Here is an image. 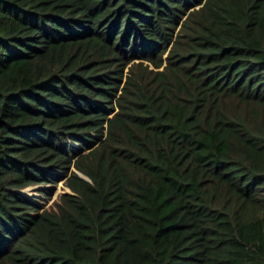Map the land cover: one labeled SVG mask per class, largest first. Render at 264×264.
<instances>
[{
    "label": "trees",
    "instance_id": "obj_1",
    "mask_svg": "<svg viewBox=\"0 0 264 264\" xmlns=\"http://www.w3.org/2000/svg\"><path fill=\"white\" fill-rule=\"evenodd\" d=\"M0 264H264V0H0Z\"/></svg>",
    "mask_w": 264,
    "mask_h": 264
},
{
    "label": "rangeland",
    "instance_id": "obj_2",
    "mask_svg": "<svg viewBox=\"0 0 264 264\" xmlns=\"http://www.w3.org/2000/svg\"><path fill=\"white\" fill-rule=\"evenodd\" d=\"M127 55H129V53H127ZM127 55L123 58V60L118 61V62L121 63V65H123L124 62H126V67L129 69V72L133 76H135V74L137 73V70H139V68H141L142 65L139 66V64H135V63L140 61L139 59H133V60L129 61V58ZM127 61H129V62L127 63ZM146 64H147L146 61H144L143 65H146ZM124 71L126 72L127 69L125 68ZM73 169L74 168L71 167L70 171H72ZM69 173H71V172H69ZM50 188H51V191H50L51 194L48 197L45 196V198L42 199L44 202L43 206H45V208H51L54 204L59 202V200H60L59 196L62 194V192H64L65 190L68 191V188L67 189L65 188L64 180H60L55 184H51ZM34 191H36V190L33 189L32 187L27 188V192L29 194H34Z\"/></svg>",
    "mask_w": 264,
    "mask_h": 264
}]
</instances>
